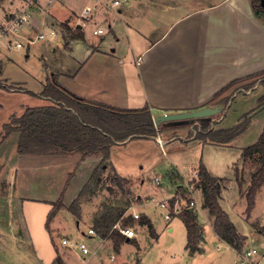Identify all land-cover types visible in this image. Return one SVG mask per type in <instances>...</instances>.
Wrapping results in <instances>:
<instances>
[{
	"label": "rangeland",
	"instance_id": "374dc122",
	"mask_svg": "<svg viewBox=\"0 0 264 264\" xmlns=\"http://www.w3.org/2000/svg\"><path fill=\"white\" fill-rule=\"evenodd\" d=\"M17 1L19 2V0ZM24 1H26L22 2L24 5L20 6V4L18 8L16 0H4L0 5V29L2 31L8 28L11 19L23 11L30 20V23L25 24L18 33L19 36L10 35L8 31V39L12 42L13 38H17L24 45L23 48L17 49L5 45L0 47V83L16 88L0 87V129H2V122L8 121V115L11 112L19 116L25 107L51 104L49 98L41 96L39 93L44 86L43 83L45 84L48 79H55L50 70H62V65L67 70L73 66V61L65 55L66 52L62 49L63 42L59 27L55 24L52 26V17L60 20L66 17L67 8L64 0H55L58 2L55 4L54 0H36V4L38 3L40 7L34 8H28L34 2L33 0ZM78 1L71 0L70 3L75 5ZM100 1L98 3L110 5L113 0ZM119 1L124 4L125 0ZM209 1L216 0H192L191 5L206 4ZM256 7L257 13L264 17V12L258 5ZM95 8H92V11ZM3 12L4 16L7 15L9 18L7 23L3 22ZM31 24L34 27L29 28V35H23L24 29ZM40 32L46 35L44 39L39 41L35 39L32 43L27 44V37H35ZM112 39L110 33L108 40ZM57 47L58 49L53 51V48ZM59 59L63 62L61 66L58 64ZM55 62L57 67H53ZM263 78L264 74H259L226 88L228 91L224 93L225 96H229L232 92L236 96L239 89L256 81L254 89L239 91L254 90V92L248 96L235 97L232 105L224 113L222 127L227 128L237 124L247 112L255 109L253 113L249 114L250 120L245 129L227 145L194 144L191 147H180L179 143L170 142L167 144V137L170 138V135L164 131L159 133L163 140V148L156 141L146 137L133 138L112 145L110 154L117 170L122 174L127 171V173L136 176L133 177L136 178L135 180L130 177L127 179L128 181H124L123 186L130 191L129 194H126V198L131 199L130 204L134 205L135 211L139 213L137 220L147 215L151 219L153 231L157 233V237L154 238L148 227L141 231L138 221L134 220L128 227L132 234L133 230L130 226L134 227L137 235L136 241H124L118 250L114 249L107 240L87 234L92 214L102 208V201L109 196L114 197L117 192V196H120L121 190L114 185L112 179L115 176L114 168L106 165L108 168L102 172V180L97 186L98 189L95 188L96 192L93 196L85 203L83 201L87 196L81 198L79 219L68 208L79 185L71 175L75 172L74 166L66 167L59 163H50L45 166V163L40 169H33L32 172L30 170V176H27L28 170H24L27 163L22 168L13 165V163L20 162L15 147L17 133L10 134L3 140L0 139V264H54L52 263L53 257L57 253L60 254L65 264H237L235 251L228 247L225 241L218 239L210 229V226L213 229L214 217H210L207 210L201 208L202 200L199 193L193 191L195 194L192 195L196 200L194 214L198 222L205 228L206 238L201 247L203 250L194 254L185 250L184 231H179L176 228H183L181 215H173L167 222L163 215L169 209L168 204L165 207L156 208L151 201L143 198L152 199L153 202L167 201L173 197L174 191L179 185L177 181L168 180V173L175 169L179 176H184V187H187L186 185L190 181L187 178H190V175L194 178V168L198 161L202 162L211 169L212 175L224 177L227 180L226 192L224 195L223 191L220 193L219 202H224L225 206L223 207L225 208H222L225 211L226 208L229 209L226 212L230 220L238 233L242 237L244 236L240 248L246 245L260 246L264 242V183L257 190L254 207L247 214L244 193L250 182V172L256 167L258 160L255 156L245 158L241 162V158L243 149L252 145L264 130V108H262L264 100L261 99L264 87L258 85V82ZM202 130L201 123H198L193 130V135L199 131L202 132ZM172 133L184 137L186 134L184 128L181 127L175 128ZM183 139L182 137L177 138L181 142H184ZM197 147L200 148L197 149ZM192 163L194 164L192 165ZM83 167L80 178L86 174V171H89L88 163ZM12 168L19 169L11 170ZM8 172H11L12 176ZM234 173H237L238 180L241 179L240 186L237 185ZM155 177L160 180L158 186L154 183L153 178ZM141 179L144 180L143 183H141ZM108 186L114 187L115 192L110 194ZM12 191L15 198H11ZM233 191L235 193L231 194ZM183 193V187L178 186L175 191L177 196L171 198L169 202L177 199L179 206H184L185 201L182 199L185 195ZM61 194L62 201L67 204V207L60 208L51 220L48 230L45 222L50 210V202L56 201ZM137 194L142 196V200H137ZM30 197L33 198L21 200V198ZM140 204L143 206L138 208ZM133 210V208L130 209V211ZM77 220H80L79 225H77ZM167 225H173V232H168ZM63 237L73 242L83 241L88 247L89 253L83 254L65 246L61 243ZM111 255L113 259H110Z\"/></svg>",
	"mask_w": 264,
	"mask_h": 264
},
{
	"label": "crops",
	"instance_id": "0c3cea01",
	"mask_svg": "<svg viewBox=\"0 0 264 264\" xmlns=\"http://www.w3.org/2000/svg\"><path fill=\"white\" fill-rule=\"evenodd\" d=\"M33 1L28 8L40 7L38 3L36 4V0ZM70 1L64 0L67 8L66 17L61 20L52 17V26L55 24L59 27L63 42L62 49L65 50V55L73 61V66L66 70L63 68L62 60L59 59L58 64L62 65V70H50V68L49 70L59 85L84 100L121 110L149 107L154 120L155 116L164 112L194 110L203 106L217 105L223 108L219 100L228 91V89H224L221 92L223 88L234 80L264 72V17L257 13L254 0H216L194 5H191L192 0H125L124 4L118 0L117 5L112 4V1L110 5L107 4L108 7L100 4V2H104L100 0H79L75 5ZM98 1L100 2L98 3ZM22 2L26 1L19 0L18 2L16 0L17 8L24 5ZM53 3L58 2L54 0ZM91 3L97 4L96 8L88 19L81 18L82 9ZM2 19L5 23L9 21L8 16H4V12ZM32 26V24L28 25L24 29L23 35H29L28 31L29 28L32 29ZM86 28H88L87 32ZM97 28H102L103 31L94 34L93 30ZM110 33L112 40H108ZM27 44L29 43L27 42ZM113 45L114 47H112ZM56 49L58 47L53 48V51ZM53 67H57L56 62ZM253 92L254 90L238 92L236 96L234 95L233 100L239 95L248 96ZM262 108H264V104ZM220 112L213 114L209 119L168 121L158 126L154 123L157 137L147 138L158 144L159 139L162 142V145L159 144L161 148H163V140L160 137V131L170 135V138L167 137V144L170 142L179 143L180 147H191L194 144L227 145L231 140L220 143L208 139H198L193 135L195 126L206 120L215 121L213 129L223 128L224 116ZM12 115L15 114L11 112L8 115V120ZM5 122H2L1 127ZM180 127L184 128L185 137L172 133L175 128L179 129ZM179 137L184 138V142L177 140ZM17 139L18 133L15 147ZM199 148L197 147V149ZM17 153L20 162L13 163V165L22 168L27 163L24 168V170H28L27 176H30V170L32 172L33 169H40L45 163V166L50 163H59L66 167L73 165L75 172L72 175L79 185L71 201L77 196L92 171L101 161V156L98 154L80 159L78 152L53 155ZM242 161H244L243 157ZM86 163L89 164V171H86V174L80 178ZM200 163L202 162L198 161L194 168V178L190 175V178L187 179L190 180L188 185L192 183V192L199 193L202 200V192L197 184L196 176ZM107 165L114 168L115 176L122 178L123 183L130 177L132 180L136 179L133 178L136 177L135 174L127 173V171L124 174L120 173L113 164L111 154L107 159ZM13 169L17 170L16 168L11 170ZM206 169L212 175L211 169L209 167ZM8 173L12 176L11 172ZM167 176L169 181H177L178 186L183 187L185 196L182 200H188L190 194L184 187V176H179L175 169L170 171ZM214 177L223 180L220 193L223 191L224 195L227 187L226 178ZM143 179L140 180L141 183L144 182ZM235 179L236 181L238 179L237 173ZM13 191L11 198H15ZM175 191L174 198L177 196ZM234 193L235 191L231 194ZM194 194L192 193V195ZM136 197L137 200H142L140 194H137ZM173 197L171 198L173 199ZM32 198H21V200ZM220 198L219 194V201ZM143 199L150 201L147 198ZM152 203L158 208L155 202L152 201ZM220 204L222 207L225 206L223 201ZM63 206L67 207V204L63 203ZM141 206L143 204H140L138 208ZM130 207L135 210L134 205L130 204ZM130 207L127 208L126 213L130 211ZM194 207H191L192 212H194ZM201 208L205 210L202 207V202ZM160 212L163 214L162 211ZM177 214L180 215L181 212ZM173 215L176 214H171V216ZM171 216L165 218L163 215V218L168 222ZM143 217L149 219L151 224V219L147 215ZM137 219H133V222ZM137 221L141 226V231L148 227L147 224ZM79 223L80 220H77V225ZM182 225V229L176 228L179 231H184L186 244V229L183 222ZM167 226L168 232H173V225ZM201 226L202 241L200 246L202 247L206 233L203 225ZM89 227H91V221ZM130 227L133 234L131 232L125 241H128V238L136 241L135 229L133 226ZM210 229L220 239L211 226ZM156 237L157 233L154 238ZM103 240H107L112 245L110 239ZM227 246L234 250L230 245L227 244ZM185 250L188 251L186 248ZM54 257L52 263H54Z\"/></svg>",
	"mask_w": 264,
	"mask_h": 264
},
{
	"label": "trees",
	"instance_id": "16d2710c",
	"mask_svg": "<svg viewBox=\"0 0 264 264\" xmlns=\"http://www.w3.org/2000/svg\"><path fill=\"white\" fill-rule=\"evenodd\" d=\"M3 1L0 0V5ZM255 6L257 5L255 4ZM259 74H264V72L234 80L221 92L234 83L250 79ZM255 83L256 81L237 92L247 91L250 88L254 89ZM258 85L264 87V78L258 82ZM0 87L15 88L1 83ZM39 93L41 96L49 98L51 104L26 107L19 116L12 115L3 124L0 139L3 140L11 133L17 132L16 148L19 153L53 155L78 152L80 159L92 154L100 155L99 165L92 171L87 182L68 205L69 210L80 219L81 203L79 202H81L82 197L87 196L83 201L85 203L96 192L95 188L98 189L97 186L102 180L101 174L106 170V161L109 158L111 146L138 137L156 138L157 129L149 107L121 110L105 104L87 101L64 89L55 79H48ZM234 95L235 93L232 92L229 96L222 97L219 100L223 106L220 112L223 116L226 109L230 107ZM261 99L264 100V93ZM254 111L255 109L247 112L242 120L227 128L213 129L211 125L215 121H203L201 123L203 130L202 132L199 131L195 137L213 142H229L245 129L250 120L249 114ZM255 156L258 162L250 172V182L244 193L246 198L245 212L247 214L254 207L257 190L264 183V130L261 131L258 139L252 145L243 149L242 157L244 159ZM197 178V184L202 192V207L207 210L210 217H214V232L232 248H240L244 236L242 237L238 233L228 213L219 202L223 180L210 175L202 163L197 167ZM112 179L114 185L121 190L119 192L120 196H117V192L114 197L109 196L104 200L105 202H101L102 208L92 214L91 228L100 238L110 239L113 248L118 250L120 244L127 238L121 233L120 228L128 226L135 218L129 212H125L131 203V199L126 198V194L130 193L129 189H125L123 180L119 176L112 177ZM239 180L237 179L238 186L241 185V179ZM107 188H109L110 194L115 192L114 187L108 186ZM50 204L51 208L47 213L45 222L48 230L50 229L51 220L63 207L62 194ZM180 215L186 229L185 248L190 254L200 253L202 251L200 246L202 241L201 224L194 212L189 211L188 208L182 209ZM139 222L147 224L151 234L155 236L149 219L142 217ZM131 240V238H128V241ZM54 263L65 264L58 253L54 258Z\"/></svg>",
	"mask_w": 264,
	"mask_h": 264
},
{
	"label": "built area",
	"instance_id": "2783aa9c",
	"mask_svg": "<svg viewBox=\"0 0 264 264\" xmlns=\"http://www.w3.org/2000/svg\"><path fill=\"white\" fill-rule=\"evenodd\" d=\"M119 3L118 0H113L112 4L117 5ZM105 7H108V5L105 3H102ZM97 4L94 5H87L85 6L82 11H81V18L84 19H88L92 8H95ZM30 20L28 18V15L23 11V13H20L18 15L15 16V18L11 19L10 24L8 26V28L5 31H2V29H0V47L2 46H7V47H13V48H23V44L18 41L17 38H13L12 42L11 40L8 39V35H18V33L21 31V29L25 26V24H29ZM9 31V34H8ZM103 31L102 28H97L93 30V33H101ZM46 37V35L42 32H40L39 34H37L35 37L29 36L27 37V42L28 43H32L35 39L37 41L42 40ZM8 39V42L6 43V40ZM159 144L162 145V142L158 139ZM197 176V174H196ZM154 183L155 184H159L160 180L155 177L154 178ZM187 193L190 194V197H188V200H185V204L184 206H179L177 199H175L172 203L169 202V200L167 201H163V200H158L155 201L156 205L158 207H165V205L168 204L169 209L168 211L164 214L165 218H169L171 216L172 213L177 214L180 213L182 211V209L184 208H191L194 207V205L196 204V200L194 199V197L192 196V183L190 185H187L186 187ZM150 201L152 202V199H150ZM131 209V207H130ZM170 212V213H169ZM129 213L132 215L133 218L137 219L139 218V213H137L135 210L133 211H129ZM120 231L123 235L125 236H130L131 234V230L129 229L128 226L126 227H122L120 228ZM87 234L88 235H96V232L94 231L93 228L89 227L87 229ZM61 243L64 244L65 246L71 248V249H76L78 251H80L83 254H87L89 253V249L86 246V244L83 241L80 242H73L71 240H69L66 237H63L61 239ZM234 251L236 253V263L237 264H264V242L260 244V246H243L240 249H235ZM110 259H113V256H110Z\"/></svg>",
	"mask_w": 264,
	"mask_h": 264
},
{
	"label": "water",
	"instance_id": "95a60500",
	"mask_svg": "<svg viewBox=\"0 0 264 264\" xmlns=\"http://www.w3.org/2000/svg\"><path fill=\"white\" fill-rule=\"evenodd\" d=\"M260 5L264 8V0H261ZM222 110L220 105L217 106H203L199 109L194 110H183L176 112H164L158 114L154 118V123L158 126L161 123L176 120H195V119H209L213 114L218 113ZM192 211V208H189Z\"/></svg>",
	"mask_w": 264,
	"mask_h": 264
},
{
	"label": "flooded vegetation",
	"instance_id": "af4514ba",
	"mask_svg": "<svg viewBox=\"0 0 264 264\" xmlns=\"http://www.w3.org/2000/svg\"><path fill=\"white\" fill-rule=\"evenodd\" d=\"M261 0H255V4L259 6V8L264 12V8L260 5ZM257 9V7L255 6Z\"/></svg>",
	"mask_w": 264,
	"mask_h": 264
}]
</instances>
